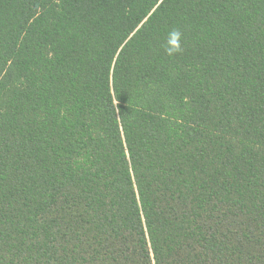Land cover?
Returning a JSON list of instances; mask_svg holds the SVG:
<instances>
[{
  "label": "trees",
  "instance_id": "trees-1",
  "mask_svg": "<svg viewBox=\"0 0 264 264\" xmlns=\"http://www.w3.org/2000/svg\"><path fill=\"white\" fill-rule=\"evenodd\" d=\"M0 264H264V0H0Z\"/></svg>",
  "mask_w": 264,
  "mask_h": 264
},
{
  "label": "clouds",
  "instance_id": "clouds-1",
  "mask_svg": "<svg viewBox=\"0 0 264 264\" xmlns=\"http://www.w3.org/2000/svg\"><path fill=\"white\" fill-rule=\"evenodd\" d=\"M181 39L182 33L178 29H172L162 45L165 54L169 57L179 54L182 51Z\"/></svg>",
  "mask_w": 264,
  "mask_h": 264
}]
</instances>
